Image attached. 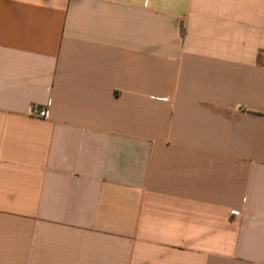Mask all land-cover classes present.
<instances>
[{
	"label": "crops",
	"instance_id": "0c3cea01",
	"mask_svg": "<svg viewBox=\"0 0 264 264\" xmlns=\"http://www.w3.org/2000/svg\"><path fill=\"white\" fill-rule=\"evenodd\" d=\"M0 264H264V0H0Z\"/></svg>",
	"mask_w": 264,
	"mask_h": 264
},
{
	"label": "built area",
	"instance_id": "2783aa9c",
	"mask_svg": "<svg viewBox=\"0 0 264 264\" xmlns=\"http://www.w3.org/2000/svg\"><path fill=\"white\" fill-rule=\"evenodd\" d=\"M32 115L38 118H46L48 116L46 108H34L32 110ZM232 216L236 215V213H230Z\"/></svg>",
	"mask_w": 264,
	"mask_h": 264
}]
</instances>
